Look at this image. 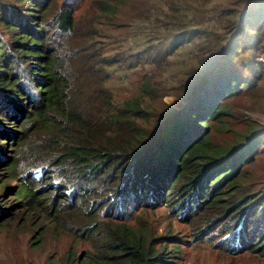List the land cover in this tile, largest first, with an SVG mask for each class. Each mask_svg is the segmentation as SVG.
I'll return each mask as SVG.
<instances>
[{
    "label": "trees",
    "instance_id": "16d2710c",
    "mask_svg": "<svg viewBox=\"0 0 264 264\" xmlns=\"http://www.w3.org/2000/svg\"><path fill=\"white\" fill-rule=\"evenodd\" d=\"M74 1L62 0L48 21L39 15L42 22L35 26L33 13H44L49 0H13L16 6L0 0V102H12L7 96L17 102L23 75L31 77L39 108L26 120L38 123L40 135L23 140L19 152L45 156L40 166L25 170L23 181L16 179L15 165L7 163L5 172L19 180L13 188L21 205L40 207L46 230L65 240L48 263L168 264L176 245L167 249L146 213L164 206L180 210V219L198 213L210 227L224 223L229 234H220L217 245L225 252L261 249L264 255V194L241 204L247 195L236 185L244 167L264 152V128L245 124L239 132L226 119L229 100L257 89L254 60L264 56V0L218 5L212 28L192 24L183 1L162 0L175 26L164 23L168 36L137 54L145 56L137 93L121 101L104 85L105 67L117 59L105 57L93 39L99 32L94 18L75 19ZM112 6V0H91L87 13L109 15ZM192 40L201 55L219 52L216 64L193 72L175 94L178 108L163 105L154 118L145 104L165 89L144 67H159ZM239 51H248L250 59L233 61ZM219 132L235 136L217 143L213 136ZM44 164L60 165L59 179L50 185L69 194L47 202L44 194L37 197L32 173ZM231 191L238 193L235 199Z\"/></svg>",
    "mask_w": 264,
    "mask_h": 264
},
{
    "label": "rangeland",
    "instance_id": "374dc122",
    "mask_svg": "<svg viewBox=\"0 0 264 264\" xmlns=\"http://www.w3.org/2000/svg\"><path fill=\"white\" fill-rule=\"evenodd\" d=\"M49 1L50 4L44 13H33L38 19L35 26L42 22L39 21V15H43L45 21H48L50 13L54 12L62 2V0ZM181 1H183L180 4L181 7L189 8L185 12L192 16V24L212 28L218 23L215 16L216 7L233 0ZM90 2L91 0H75L72 3L75 19H95L92 25L99 32L93 35V39L101 46L105 57L117 59L105 67L108 79L104 85L111 90L115 101H121L137 93L138 81L142 77L138 75L142 70L139 67L145 58L143 54H137L152 47L151 44H156L157 38L159 40L166 38L169 32L164 30V23L174 27L176 20L165 17L168 11L162 0H112L111 14H98V17L95 16L97 14L87 13ZM10 3L16 6L13 0ZM178 24L181 25L180 22ZM194 42L196 40L180 46L174 54L167 55L159 67L145 65L143 72L147 73L150 69L151 75L160 81V85L165 89V91L157 92L159 96L145 104L154 118L163 105L173 109L178 108L180 101L175 94L191 79L193 72L199 67L209 70L215 66L219 52H207L201 55L194 47ZM240 57L250 59L249 52L239 51L232 60L235 61ZM254 61H256L255 75L259 77L256 91L245 93L227 102V127L239 132L245 124L253 125L256 129L264 128V56L260 55ZM246 63L251 64V61ZM23 76L26 79L22 83L23 92L18 96L19 99H16L17 102L11 96L4 97V100H12V102H0V264H53L48 263L47 257H54L60 253L65 240H55L46 230L49 229L48 221L40 207H23L21 200L14 196L13 187L19 181L16 179L23 181L25 170L31 172L40 166L45 158L41 153L22 155L19 152L23 140L36 139L40 135L38 123L29 124L26 120L29 114L39 108V101L32 88L34 82L29 79L31 77L27 78L26 74ZM12 78H18V76L15 75ZM34 101L36 106L33 107L31 105H35ZM228 133L227 137H224L225 133H216L213 140L217 143L230 141L235 134ZM7 163L16 166V179L7 177L5 172ZM44 167L45 169L40 167L32 173L37 183L32 190L37 197L44 194L47 202L59 196L60 192L69 194V189L50 185L53 183L55 186L54 184L58 181L60 165L44 164ZM244 169L240 181L236 184L239 187L238 192H242V196L247 195V198H240L241 204L246 199L257 201L258 192L264 194V152L257 154L253 162ZM237 194L231 191L230 197L235 199ZM62 202L66 203V200ZM262 203L264 204V196L263 200L259 201V204ZM257 209L255 216H260V211ZM148 211L146 213L154 219V227L165 239L167 249L171 245H176L177 250L168 260V264H264L261 249L229 253L217 245L220 234L222 236L229 234L228 231H224V223L210 227L209 222L200 223L198 213L191 219L190 216L180 219V210L171 212L169 206ZM37 240H39L38 245L35 244V246L33 242Z\"/></svg>",
    "mask_w": 264,
    "mask_h": 264
}]
</instances>
